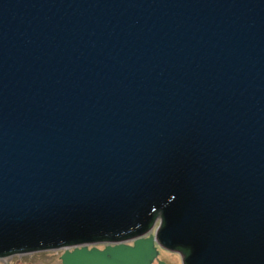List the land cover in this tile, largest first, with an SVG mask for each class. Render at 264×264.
Here are the masks:
<instances>
[{"label":"water","instance_id":"95a60500","mask_svg":"<svg viewBox=\"0 0 264 264\" xmlns=\"http://www.w3.org/2000/svg\"><path fill=\"white\" fill-rule=\"evenodd\" d=\"M153 243L264 264V0H0V257Z\"/></svg>","mask_w":264,"mask_h":264},{"label":"flooded vegetation","instance_id":"af4514ba","mask_svg":"<svg viewBox=\"0 0 264 264\" xmlns=\"http://www.w3.org/2000/svg\"><path fill=\"white\" fill-rule=\"evenodd\" d=\"M155 222H157V225L159 223V219L157 216H155V220L153 221V224L151 226V228L149 229V231L147 232V235H153L157 225L154 224ZM156 225V226H153ZM130 244V243H128ZM85 247V249H89V248H95L97 250H101L105 244L102 243H96V244H86V245H82ZM81 247V245H73V244H69L66 246H62L59 248H55V249H50V250H44V251H31V252H22V253H16V254H10V255H6L3 257H0V264H19L17 263L15 260L17 259L18 261H20V259H22V263L21 264H32L33 263V258L36 255L39 254H43L44 256H50L49 257V262L51 264H60L59 261V255L63 252V250H66L67 252H70L72 249H77ZM153 247L155 248L156 254L155 257L152 259V261L149 264H181V258L180 255L177 251H169V250H165L163 248H161L160 246L156 245L153 243Z\"/></svg>","mask_w":264,"mask_h":264},{"label":"rangeland","instance_id":"374dc122","mask_svg":"<svg viewBox=\"0 0 264 264\" xmlns=\"http://www.w3.org/2000/svg\"><path fill=\"white\" fill-rule=\"evenodd\" d=\"M154 224L157 225V222H155ZM156 225H153V226H156ZM50 255V254H48ZM44 256L43 254H39V255H36L34 258H33V263L32 264H51L49 262V257L50 256ZM17 263L21 264L23 261L22 259H20V261H18L17 259L15 260Z\"/></svg>","mask_w":264,"mask_h":264}]
</instances>
